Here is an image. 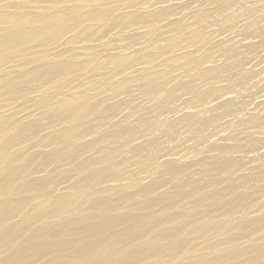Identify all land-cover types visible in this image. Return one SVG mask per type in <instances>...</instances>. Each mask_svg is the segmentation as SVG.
I'll use <instances>...</instances> for the list:
<instances>
[{
    "label": "bare ground",
    "instance_id": "6f19581e",
    "mask_svg": "<svg viewBox=\"0 0 264 264\" xmlns=\"http://www.w3.org/2000/svg\"><path fill=\"white\" fill-rule=\"evenodd\" d=\"M90 2L0 0V264H264V0L212 46H162L198 43L183 61L110 56L74 86L98 47ZM141 14L120 12L108 44ZM20 83L50 87L12 110L25 99L1 92Z\"/></svg>",
    "mask_w": 264,
    "mask_h": 264
},
{
    "label": "rangeland",
    "instance_id": "374dc122",
    "mask_svg": "<svg viewBox=\"0 0 264 264\" xmlns=\"http://www.w3.org/2000/svg\"><path fill=\"white\" fill-rule=\"evenodd\" d=\"M75 1L79 2L84 0ZM139 1L140 0H91L89 4L92 5V8L89 13L85 12L86 6L83 7V10L86 14L80 16L78 21H87V24L88 22L91 23L89 35L86 40L90 41V43H95L96 45H98V47L94 49V56L92 57L94 58V64L90 67L87 63V59L88 56H90V53H82V57L79 59L81 62L77 66L76 71V74L80 76L79 79L75 81L76 84L74 86H76L77 83H80L84 86L89 85V81L92 80L96 75L99 64L105 61V59L110 56L119 55L126 58L133 55L134 57H141L143 54L151 53L159 59L158 62H156L155 65L149 69H158L174 56H178L177 58L183 61L185 54L189 53L191 50L194 51L197 48L198 43L199 45H205L209 47L218 43L224 38V36L229 35V29L226 27L244 18L245 14L249 13L253 8L259 7L262 4L263 0H203L201 2H198L199 5H195L193 7L191 5L187 6L180 13H172L170 11V8L175 3L182 2L184 0H150V6H142ZM31 5L37 6L39 4L32 3ZM102 5H104V7ZM72 9L73 12L79 11V8ZM159 9L163 10V14L160 16L158 24L152 27V23L148 21L147 17L151 12H156ZM136 10H139L141 13H143L141 14L142 20L139 21L146 22L144 29L139 30L138 26H134V28H130L129 30H127L122 38H118L119 40L117 39V42L112 41V43L108 44L109 38L105 35L109 32H106V28L113 23V19L120 12H133ZM217 14H219L220 16ZM27 15L28 14L25 13L19 16L27 17ZM228 15L231 16V19L227 20L226 23H221L218 27L212 25L218 19H222L223 17ZM132 20L138 19L134 18ZM189 36H194L200 39H198V43L194 45L190 44L188 45V47H180L183 48L180 50V52H175L174 54L170 53V51L163 52L162 46L166 44L168 45V43L172 42L173 40H176L179 43H183L186 41V39H188ZM104 45L107 46L104 47ZM74 46L77 47L76 45ZM100 48L102 49L100 50ZM176 50H179V48H177ZM77 52L78 49H73L71 51L72 55H75V53ZM65 54H68V52ZM6 60H12L14 63L9 65H13L17 67V69H19L18 65L20 62L18 58L10 59L9 57H6ZM69 60L73 59L69 58ZM127 70L130 73H134L139 70V67L135 66L134 64H130ZM108 73L110 74V77H108V80H106L105 84L107 86H111L117 83L122 78V75L120 76V71L114 70V72L109 71ZM2 74L3 73H1V75ZM49 87L50 84L29 85L26 83H20L15 87L4 89L1 93L4 94V98L25 99L22 101L20 100L21 102H18L17 104L12 106V110H16L19 109L24 102L30 104L28 101H33L35 99L34 94H39V91L48 89ZM48 98L43 100L44 104L46 102H50L51 99ZM94 100L97 101L98 99L95 98ZM63 186L64 185H59L57 187V192H61Z\"/></svg>",
    "mask_w": 264,
    "mask_h": 264
}]
</instances>
